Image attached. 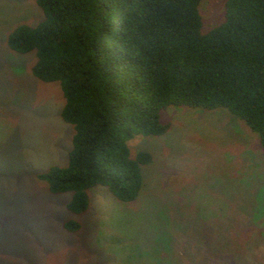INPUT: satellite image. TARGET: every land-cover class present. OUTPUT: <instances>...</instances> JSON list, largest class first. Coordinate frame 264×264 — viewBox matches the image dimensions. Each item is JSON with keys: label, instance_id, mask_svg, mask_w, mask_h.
<instances>
[{"label": "rangeland", "instance_id": "1", "mask_svg": "<svg viewBox=\"0 0 264 264\" xmlns=\"http://www.w3.org/2000/svg\"><path fill=\"white\" fill-rule=\"evenodd\" d=\"M225 0H202V31L222 20ZM42 18L35 0H0V264H264V152L225 110L169 106L160 136L136 135L131 153L152 154L137 198L89 192L70 213V193L36 176L65 165L72 125L62 121L58 82L31 73L34 52L6 45L18 23ZM80 222L76 232L62 223Z\"/></svg>", "mask_w": 264, "mask_h": 264}, {"label": "trees", "instance_id": "2", "mask_svg": "<svg viewBox=\"0 0 264 264\" xmlns=\"http://www.w3.org/2000/svg\"><path fill=\"white\" fill-rule=\"evenodd\" d=\"M201 1L35 0L42 18L8 32L11 51L34 52L32 75L61 88L71 146L65 165L36 177L52 194L70 193V213L88 210L96 186L122 203L137 198L152 154L133 155L129 141L164 134L160 112L169 106L225 110L264 152V0H225L206 32Z\"/></svg>", "mask_w": 264, "mask_h": 264}]
</instances>
